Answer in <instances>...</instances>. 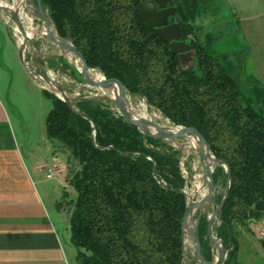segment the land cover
I'll use <instances>...</instances> for the list:
<instances>
[{
  "label": "trees",
  "instance_id": "trees-1",
  "mask_svg": "<svg viewBox=\"0 0 264 264\" xmlns=\"http://www.w3.org/2000/svg\"><path fill=\"white\" fill-rule=\"evenodd\" d=\"M150 1L42 0V6L58 36L74 44L89 69L120 81L128 96L143 99L175 127L196 129L215 159L228 166L230 191L213 233L227 251L224 264H241L235 226L251 232L252 224L264 220V84L245 75L244 54H218L213 40L207 43L199 34V22L212 16L217 0H173L182 41L195 53L188 72L140 18L138 6ZM62 62L81 83L80 73ZM43 95L52 105L47 138L69 153V166L73 157L79 167L69 169L77 263L184 264L187 181L181 152L146 137L110 101L80 99L76 113L48 91ZM213 179L216 191H224L215 197L219 206L228 174L215 166ZM208 228L202 216L197 235L205 261L213 264Z\"/></svg>",
  "mask_w": 264,
  "mask_h": 264
},
{
  "label": "crops",
  "instance_id": "crops-1",
  "mask_svg": "<svg viewBox=\"0 0 264 264\" xmlns=\"http://www.w3.org/2000/svg\"><path fill=\"white\" fill-rule=\"evenodd\" d=\"M222 1L244 34H264V0ZM1 51L0 264H78L71 243V214L59 207L65 195L76 199L69 183V153L48 140L46 118L51 109L41 108L39 84L9 57L13 51L5 38L2 42L0 30ZM254 75L264 84V48L258 46ZM56 168L60 172L47 179L48 171ZM43 176L64 189L62 198L58 200L60 191L55 193V186L54 191L43 186Z\"/></svg>",
  "mask_w": 264,
  "mask_h": 264
},
{
  "label": "rangeland",
  "instance_id": "rangeland-1",
  "mask_svg": "<svg viewBox=\"0 0 264 264\" xmlns=\"http://www.w3.org/2000/svg\"><path fill=\"white\" fill-rule=\"evenodd\" d=\"M1 2L7 6V9L12 10L16 9L20 2L26 3L28 12H30L28 14H30L34 19L32 27L34 29H38L39 32L46 31L49 34H56L53 24H51V26L53 27L54 32L51 31L50 27L47 28L44 25L38 12L36 0H1ZM214 8L216 9V13L214 12L216 15L213 13L209 18L202 19L199 22V26L201 27L199 34L203 35V39L207 43L213 40L212 48L218 54H244L245 75L247 77L256 78L254 75L255 50L257 46L258 48H264V34H244L240 26L238 25L237 20L234 18L231 9L222 0H217ZM171 22L173 23V20ZM0 30L2 32V42H4L5 38V42L8 45V50L13 51L9 52V57H12L14 63H16L17 65V61H19V51L22 46V35L19 31H17V27L15 26V24L4 12H0ZM3 55L4 54L1 51L0 63L4 61ZM67 55H69L67 52H64L58 47L52 45L47 38L38 37L36 40L28 43L25 50L24 59L26 65L32 71H41L53 81L60 84L64 88L67 97L71 100V102H75L80 99L105 100L110 101L117 110L115 102L111 101L109 98L103 97L99 89L88 87L85 84L82 76L81 83L77 80V77L74 75L72 70L66 67L62 62V60H65L72 68L78 71L76 65L68 59ZM20 67H22V65ZM37 83L41 88V90H39V95L43 97L41 100V108L46 107L48 108V110H50L52 105L51 102L45 100L43 95V88L54 93L55 91L49 84L45 83L44 81L38 80ZM129 97L137 109L143 110L144 108H146L148 110L149 114L146 120L152 121L159 125L161 124L166 126L167 124H169V126L175 127L157 110L148 107L143 99L139 97ZM156 115H160L163 120H158L155 117ZM161 141H163L168 147L173 148L175 151L181 152V171L184 179H186L187 181L185 193L190 197L194 191L197 177L201 173L198 151L192 148L190 142L187 139ZM160 151H164V149H160ZM78 168L79 167L77 161L72 157L69 169L75 172L78 170ZM42 179L43 181H45V176H43ZM43 183V186L50 187L51 191H54L53 186H55V188L57 189L55 193L60 191L58 200L64 196V189L59 188L55 181H45ZM223 192L224 191L222 188H218L215 197L216 195L223 194ZM72 198H74L73 194H69L68 197H65L62 202V207H65L66 211L68 212H70L71 210L70 202L73 201ZM216 207V201L214 203H207L201 212L195 214V223L199 218L201 219L202 216L208 217L209 220V218L213 215ZM67 217L68 214L65 215L66 219ZM263 221L260 224H252L250 226L251 232H248L240 226H235L234 231L240 246L239 261L241 264H264V238L262 236V234L264 233L262 229ZM194 225L195 224H189V228L193 229ZM215 225H219L218 219H216L214 226ZM189 242L191 243L193 250V241L189 239ZM218 246H221L220 243ZM218 246L212 244L214 253L213 264H216L217 260L220 257ZM185 254L186 255L183 262L184 264H196L191 251L186 250Z\"/></svg>",
  "mask_w": 264,
  "mask_h": 264
},
{
  "label": "water",
  "instance_id": "water-1",
  "mask_svg": "<svg viewBox=\"0 0 264 264\" xmlns=\"http://www.w3.org/2000/svg\"><path fill=\"white\" fill-rule=\"evenodd\" d=\"M1 1V0H0ZM24 1V0H23ZM37 8L39 15L44 23V25L48 28L52 24L51 21L48 19L45 10L42 6V0H36ZM138 13L144 24L165 43L169 44L170 49L174 55L177 56L181 69L184 72H188L194 69L195 63V53L192 49V46L186 42L182 41L181 38V19L177 16V10L174 7L173 0H152L147 3H143L138 6L137 8ZM0 12L6 13L10 20L15 24L17 27V31L23 37V43L19 51V62L26 71V73L34 80V81H44L45 83L49 84L51 87L55 86V88L59 91V94L48 91L47 89L43 88V90L48 91L53 96L57 97L58 99L62 100L63 102L67 103L72 110L74 109V103L67 97V94L64 88L49 78L46 74L41 71H32L25 63L24 54L28 43L32 42L29 41L27 38V32L23 22L21 20V16L17 11L12 9H4L3 6L0 4ZM174 20L173 23L171 21ZM54 26V25H53ZM47 39L50 43L64 52H67L69 55H72L81 64V69H78L80 72L85 84L90 88H95L99 90H108L113 85H117L120 91V96L117 101H115L117 111L121 117H123L129 124L138 128V130L144 134L146 137L157 139V140H180V139H187V137H192L197 139L200 142V150L198 151V157L200 165L202 166L203 170L208 173V181H207V188L208 192L205 198L199 203L196 204L190 201V197L185 193L186 200H187V209L183 220V250H184V258H185V235L186 230L188 229V233L191 235V241H193V250L192 256L195 260L196 264H208L203 255L200 240L197 235V230L200 222V218L195 223L194 216L196 213L201 212L205 205L209 202H215V194H216V187L213 179L214 168L215 166L223 167L227 174H228V183L225 190V197L221 205L215 208L213 215L209 218V228L208 234L211 240V243L214 245H220V257L217 260L216 264H224L227 259V251L224 249L222 241L218 240L213 233V227L216 219L220 220L221 213L225 204V201L229 195L230 185H231V175L228 166L215 159L210 146L208 145L207 141L203 138V136L196 130V129H187L183 127H176L178 129L177 132L169 133L164 131L161 127H159L156 123L148 120H137L133 119L131 115H129L125 101L127 99V91L123 84L118 80H107L102 83H95L86 77L87 72L91 71L89 69L87 62L83 55L76 49L73 43L64 40L58 36V34L49 35ZM105 77V76H104ZM53 88V87H52ZM54 89V88H53ZM112 101V100H111ZM78 113L77 111H75ZM85 118V116L82 115ZM155 129L157 131L156 134H153L150 130ZM188 140V139H187ZM93 141L95 142V134L93 136ZM210 162V166L206 165V162ZM161 186L166 187V185L161 182ZM189 224H195L194 228H189Z\"/></svg>",
  "mask_w": 264,
  "mask_h": 264
},
{
  "label": "bare ground",
  "instance_id": "bare-ground-1",
  "mask_svg": "<svg viewBox=\"0 0 264 264\" xmlns=\"http://www.w3.org/2000/svg\"><path fill=\"white\" fill-rule=\"evenodd\" d=\"M0 4L3 6L4 9H7V6L2 3L0 1ZM14 11H17L20 16H21V20L23 22V25L25 26L26 32H27V38L29 39V41H34L36 40L38 37H43V38H47L49 35H54V34H49L46 31L43 32H39L38 29H34L32 27V24L34 22L33 17L28 14L30 12H28L26 3L20 2L17 6L16 9H14ZM22 43H23V37H22ZM68 59L70 61H72L76 67L78 69H81V64L78 61V59H76L75 57H73L72 55H67ZM71 63V62H70ZM86 77L88 79H90L91 81L99 84L105 81V77L104 75L97 71V70H91L89 72H87ZM54 88L55 93L59 94V91L55 88V86H52ZM101 94L103 97L109 98L110 100H112L113 102L117 101L119 96H120V91L117 85H113L110 89L108 90H100ZM125 105L127 108V111L129 113V115H131V117H133V119H137V120H146L147 116L149 114L148 110L146 108H144L143 110H139L137 109L134 104L132 103L131 99L129 96H127V99L125 101ZM138 107V106H137ZM144 107V106H143ZM158 120L162 121V117L160 115H156L155 116ZM159 127H161L164 131L169 132V133H174L177 132L178 129L176 127H172L169 126V124L165 125H159L157 124ZM153 134H156L157 131L155 129H151L150 130ZM188 141L190 142L192 148L196 151L200 150V142L192 137H187ZM207 166H210V162L207 161L206 162ZM208 173L205 172L201 166V173L200 175L197 177V182L194 188V191L192 193V195L190 196V201L194 202L196 204H199L207 195L208 192V188H207V181H208ZM186 235H185V247L187 251H191L192 252V245L189 242V239L191 238V235L188 233V229L186 230ZM188 259V258H187Z\"/></svg>",
  "mask_w": 264,
  "mask_h": 264
},
{
  "label": "built area",
  "instance_id": "built-area-1",
  "mask_svg": "<svg viewBox=\"0 0 264 264\" xmlns=\"http://www.w3.org/2000/svg\"><path fill=\"white\" fill-rule=\"evenodd\" d=\"M42 170L45 171L46 168L44 167V168H42ZM59 172H60V171H59L57 168L54 170V172L51 171V170H49V171H48L49 174L47 175V179H49V180L53 179V177H54V173H59ZM262 229H263V231H264V221H263ZM262 236H263V238H264V233L262 234Z\"/></svg>",
  "mask_w": 264,
  "mask_h": 264
},
{
  "label": "flooded vegetation",
  "instance_id": "flooded-vegetation-1",
  "mask_svg": "<svg viewBox=\"0 0 264 264\" xmlns=\"http://www.w3.org/2000/svg\"><path fill=\"white\" fill-rule=\"evenodd\" d=\"M172 23V22H171Z\"/></svg>",
  "mask_w": 264,
  "mask_h": 264
}]
</instances>
